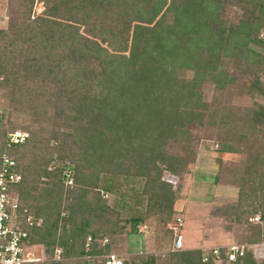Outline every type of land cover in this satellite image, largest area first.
I'll return each mask as SVG.
<instances>
[{
  "label": "trees",
  "instance_id": "16d2710c",
  "mask_svg": "<svg viewBox=\"0 0 264 264\" xmlns=\"http://www.w3.org/2000/svg\"><path fill=\"white\" fill-rule=\"evenodd\" d=\"M50 1L46 0L44 13L34 19L28 16V24H22L47 29L51 35L40 51L47 52V62L38 59V70H46L50 80L60 85L57 100H66L75 110L73 119L77 123L87 119L76 128L81 133L77 145L92 157V163L102 164V172L89 183L82 163L75 167L64 163L68 156L59 157L64 164L55 170L49 168L51 159L42 164V172L27 171L12 153L28 146L31 135L25 144L9 147V135L15 130L4 139L0 165L4 154L18 163L23 177L16 187L20 207L42 220L40 227L24 229L29 231L31 245L45 248L48 264H104L96 257L111 254V235L120 224H124L121 229L130 227L129 237L137 236L152 212L165 207L174 212L177 194L162 176L165 172L179 175L185 161L169 155L164 147L172 140L189 138L187 125L203 124L206 105L202 86L213 83L225 88L235 83L238 70L248 78L247 95L264 100V0H52L53 5ZM229 10L238 14L235 20L227 16ZM168 14L174 16L172 23H168ZM22 24L12 22L10 34L17 35ZM31 38L34 41L36 34ZM59 43L67 48L62 55L53 56L50 50ZM228 59L233 61V73L223 66ZM66 62L76 68L71 78L63 69V77L70 78L73 88H66L64 81L62 86L59 83L60 68ZM181 71H190L193 76H181ZM244 112L250 120L248 133L264 128V103L255 102ZM230 138L252 147L245 132ZM226 150L234 152L235 148L231 145ZM261 154L251 155L239 180V210L250 214L249 219L261 217L260 223L252 225L261 239L248 243L264 241ZM68 175L78 187L65 191ZM129 177L144 180L138 185L140 189L132 190L140 193L139 203L147 198L146 212L129 206L124 197L114 208L103 199ZM45 178L48 181L42 182ZM91 192L94 195L90 197ZM125 210L131 215L122 219ZM238 219L241 223V217ZM58 249L66 262L54 259ZM221 256L225 258L224 250ZM137 260L139 264H155L154 258ZM170 264L214 262H204L202 251L185 250L173 253ZM231 264L264 262L249 252Z\"/></svg>",
  "mask_w": 264,
  "mask_h": 264
},
{
  "label": "rangeland",
  "instance_id": "374dc122",
  "mask_svg": "<svg viewBox=\"0 0 264 264\" xmlns=\"http://www.w3.org/2000/svg\"><path fill=\"white\" fill-rule=\"evenodd\" d=\"M45 2L46 0H0V33L5 32L4 35L0 34V151L9 132L15 130L14 132L30 133L29 145L12 153L21 159L27 171L33 169L42 172V164L51 159L53 161L49 168L53 170L68 162L72 167L82 163L85 174L89 175V183H92L95 177L101 174L103 167L102 164L92 163V157L83 154L77 145V136L81 133L76 128L78 125H84L87 119L83 118L77 123L73 119L76 116L75 110L70 109L66 100H57L60 85L50 80L46 70H38L40 62H47V52L40 51L46 45L45 40L51 35L47 29L42 30L38 26L30 29L28 25L22 24H28L29 17L34 19L44 13ZM51 3L53 5V2ZM168 15V23H172L174 16ZM227 16L235 20L238 14L229 10ZM12 22L22 24L18 25L21 30L15 36L10 34ZM81 31L83 33L84 29ZM33 34H36V38L31 41ZM66 48L67 46L59 43L50 51L53 56L62 55L63 49ZM38 59H41L39 63ZM26 60L28 63L24 64ZM223 66L227 71L235 72L231 59L225 60ZM63 69L71 78V73L76 69L74 63H64L58 77L61 86L64 81L66 88H73L70 78L63 77ZM236 72L235 83H230L225 88L220 89L213 83L202 86L203 102L206 105L203 108V124L187 125L189 138L172 140L164 147L169 155L182 157L185 161L179 175L173 176L165 172L162 176L163 181L170 184L177 194L174 212L167 207L158 213L152 212L147 222L139 228L137 236L129 237L130 227L120 228L124 224H120L116 234L111 235L110 252L123 259L125 264H139L137 258L140 257L148 261L154 258L155 264H170V256L175 253L173 228L177 226L178 218L183 224L179 229L184 235L186 251L210 250L214 247L244 244L261 239L252 227L256 223L246 220L250 214L245 215L238 207L241 201L239 180L242 169L249 165L251 155L261 151L264 157V128H256L255 132L248 133L250 120L244 116V111L252 107L253 103H264V100H253L249 97L245 91L248 78L238 70ZM179 75L190 78L193 73L181 71ZM7 79L9 83L5 84ZM90 94L92 95V91ZM61 105H64L63 109H60ZM244 132L252 143L251 148L245 143L240 144L234 139H229L232 136L239 137ZM231 145L235 151L225 152ZM82 155L88 158L85 162H81ZM64 156H68L69 160L63 163L59 157ZM262 164L264 170V158ZM125 173L128 175V172ZM41 181L48 180L45 178ZM143 181L135 177L122 180L118 182L115 190L104 195L103 199L109 207L114 208L124 197L129 206L146 212L147 198L143 197L139 203L140 193L132 190L140 189L138 185ZM65 186V191L69 189L67 187H78L75 179H66ZM93 195V192L89 194L90 197ZM249 202L258 206L257 201ZM122 214V219H126L131 215V211L125 210ZM239 217L242 219L241 223ZM34 252L42 260L33 264H48L50 260L43 246H35ZM62 261L64 263L66 259Z\"/></svg>",
  "mask_w": 264,
  "mask_h": 264
},
{
  "label": "built area",
  "instance_id": "2783aa9c",
  "mask_svg": "<svg viewBox=\"0 0 264 264\" xmlns=\"http://www.w3.org/2000/svg\"><path fill=\"white\" fill-rule=\"evenodd\" d=\"M28 138L29 134L26 132H14L9 135L8 145L9 147L23 145ZM22 178L16 159L4 154L0 165V264H33L42 260L34 252L35 246L30 243L29 231L24 229V227L29 229L40 227L42 220L36 219L29 214L27 209L20 207L16 187L22 182ZM67 179H71L70 175L67 176ZM249 221L257 224L261 222V217H253ZM182 225V220L178 218L177 226L173 228L175 252L185 250L184 235L179 229ZM223 250L225 251V258L221 256ZM202 251L204 262L213 260L216 264L218 262L231 264L239 258H244L249 252L257 261L264 262V241L234 243L224 247H214L210 250L203 249ZM96 258L101 259L104 264H125L123 259L113 253ZM55 260L58 262L63 260L61 249L56 250Z\"/></svg>",
  "mask_w": 264,
  "mask_h": 264
}]
</instances>
